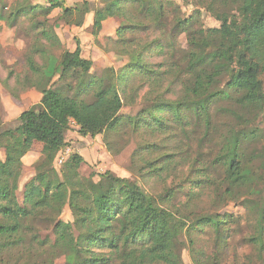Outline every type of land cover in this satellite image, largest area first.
<instances>
[{
  "label": "trees",
  "instance_id": "trees-1",
  "mask_svg": "<svg viewBox=\"0 0 264 264\" xmlns=\"http://www.w3.org/2000/svg\"><path fill=\"white\" fill-rule=\"evenodd\" d=\"M98 1L100 4L83 0L68 5L66 0L36 4L21 0L7 17L15 25L18 17L36 9H43L46 17L60 10L61 22L81 27L87 14L93 12L95 37L106 20L117 18L121 24L116 36L108 37V49L125 63L118 69L108 67L101 77H91L93 61L82 55L80 42L73 51L64 49L52 67L49 61L44 67L34 61L35 55H44L43 46L45 50H29L27 60L37 78L29 77L23 84L40 92V102L20 114L15 128H5L0 114V152L4 153L0 157V264H56L62 253L65 264H183L180 251L185 247L181 239L188 227L185 219L163 208L137 182L110 171L96 182L91 176H83L80 167L84 158L78 153L62 164V178L57 175L46 180L43 173H37L24 183L23 198H19L23 157L35 142L62 150L68 144L66 134L72 122L81 135L92 137L109 131L120 135L127 125L133 126V131L144 128L155 134L169 129L172 134L171 123L175 121L184 122L183 127L190 128L191 134L200 137L202 132L199 147L207 144L211 153H199L189 172L200 178L192 183L196 187L201 185V178H210L208 165L213 149L217 150L220 156L216 160L228 170L225 188L219 178L213 183L214 189H209L211 183L205 186L210 190L209 198L221 190L216 203L236 201L241 194L245 142L260 144L253 159L261 160L264 170V0H196L221 23L214 28L194 25L195 16L184 15L181 5L173 0ZM39 24L41 36L60 47L58 35L46 23ZM150 24L163 28L165 37L161 34L148 41L137 35L147 32ZM185 33L189 47L177 50L175 35ZM165 43L171 52L160 49ZM154 51L165 58L159 69L149 61ZM56 73L65 85L52 80ZM162 82L172 88L176 100L161 98L147 103L136 116L122 113L128 92L130 96L140 92L141 96L144 84L158 92ZM84 83L88 98L69 93L74 85L81 88ZM130 98L133 102L139 99ZM187 110L195 117L192 121H183ZM208 136L211 140L206 141ZM145 148L152 154L163 147L147 143ZM177 156L164 154L163 164L155 167V173H167L170 166L176 169ZM254 193L258 201L246 209L252 215L249 222L254 220L248 242L261 252L264 185ZM190 194L191 202L200 195L198 191ZM66 206L74 222L62 218ZM230 217L235 221L239 218ZM198 224L211 226L225 237L222 229L226 222L221 213L200 216ZM43 230H51L52 236L43 237ZM96 247L110 252H97Z\"/></svg>",
  "mask_w": 264,
  "mask_h": 264
},
{
  "label": "rangeland",
  "instance_id": "rangeland-1",
  "mask_svg": "<svg viewBox=\"0 0 264 264\" xmlns=\"http://www.w3.org/2000/svg\"><path fill=\"white\" fill-rule=\"evenodd\" d=\"M19 1L21 0H0V114L5 121V128H15L19 124L20 114L40 102V92L35 88L28 87L29 84H23L27 82V78L33 80L37 78L36 75H33L27 60L29 50H33L35 47L45 48L44 55H35L34 61L42 67L46 66L49 61V66L52 67L57 64L58 58L64 49L73 51L80 42L82 55L93 61V67L90 71L91 77H101L108 67L118 69L125 63L120 55L108 49V37L116 36V30L121 24L119 19L111 18L105 21L98 37H95L92 33L93 12L89 13L84 25L81 27L61 22L59 18L60 10H55L46 17V12L43 9H36L34 12L21 15L17 18L16 24L13 25V22L7 20V17ZM32 1L33 4H36L38 2L43 3L44 0ZM82 1L66 0L68 4ZM90 1L100 4L98 0ZM173 1L181 5L184 15L187 17L195 16L193 19L194 25L200 23L206 28L220 27L221 23L204 7L200 6L196 0ZM39 23H46L49 29H52L58 35L61 40L60 47L51 45L48 39L41 36ZM147 32H140L137 35L144 39L148 38V41L160 38L161 34L164 36V29L152 24L149 25ZM175 36L177 37L174 41L176 49L186 50L189 47L186 33ZM163 47L160 49L171 52L166 47V43L163 44ZM149 55V61L155 68L159 69V64L165 63V58L158 55V52L154 51ZM59 76L58 73L54 74L52 80H57L59 81L58 84L65 85L58 80ZM85 80L88 82L89 77ZM86 81L85 83H87ZM73 83H75V80ZM85 83L81 88L74 85L69 93L74 96L79 95L78 97L88 98L83 91ZM159 84L158 92H155L153 87L149 88V84H144L141 88V96L140 92H133L132 97H136L135 99L139 97L135 102L130 98L128 92V95L124 97L125 107L122 113L136 116L141 109L148 107L147 103H155L161 98L166 101L177 99L173 90H170L172 88H169L165 82ZM139 85L140 83L137 82V86ZM183 116L185 118L183 121L195 119L188 110L184 111ZM261 122L264 127V114L261 117ZM171 125L174 131L172 134L169 129L165 131H163L164 129L158 130L155 134L150 131L147 132L144 128L140 132L133 131L134 127L127 125L123 127L124 132L120 135L109 131L92 137L81 135L77 124L72 122L66 134L68 144L62 150L55 151L43 143L35 142L33 149L23 157L18 196L20 199L23 198L24 183L37 173H43L46 180L57 175L62 178L60 173L62 164L69 156L78 153L84 158L80 167L83 176H91L92 180L96 182L101 179V174L110 171L119 177L137 182L163 208L185 219L188 227L181 235L185 247L183 246L180 251L183 264H264V251L260 252L258 246L248 242L253 234L250 231V226L254 223V220L249 222L252 215L246 210L253 207L258 201L259 197L254 193V190L257 188L259 191V188L264 185L262 161L253 159V156L259 151L258 146L260 144L252 141L244 143L242 162L245 179L240 186L241 194H238V200L221 203L218 200L216 203L221 190L219 189L217 195H214L213 198H209V189L215 188L213 183L218 178L221 179L220 185H223L222 188H225L226 181L224 179L228 170L227 167L225 168L216 160L220 154L217 155V150L213 149L210 158L211 163L208 165V172L211 177L206 180L201 178V185L196 187L192 183L199 176H196L195 172L190 174L189 171L194 169L192 163L199 153L209 154L211 152L207 148V144L199 147L198 139L202 136L201 131L199 137V134H191L190 128H184V122L175 121ZM205 140H211V136H208ZM147 143L162 145L163 148L162 150L159 148V151L150 154L148 153L149 150L143 149ZM164 154H178L174 158L178 161L176 162L177 166H175L176 169L170 166L171 171L168 170L167 173L157 175L155 167L157 165L162 166ZM0 157H4L3 151L0 152ZM208 183L211 184L208 186L209 189H206L205 186ZM190 191H198L200 194L195 197L196 202H191L192 194H190ZM251 192L254 195L249 194ZM216 213H221L226 222L224 229H222L225 237L220 231L214 230L211 226L204 227L198 224L200 216ZM231 215H234L235 219L236 216H239L238 220L231 219ZM62 218L74 222L75 219L69 206H66ZM227 229L229 236L226 238ZM41 234L43 237L52 236L51 230H43ZM220 237H222L223 242ZM95 251L100 253L110 252L100 247H96ZM56 264H65L63 253L57 259Z\"/></svg>",
  "mask_w": 264,
  "mask_h": 264
},
{
  "label": "crops",
  "instance_id": "crops-1",
  "mask_svg": "<svg viewBox=\"0 0 264 264\" xmlns=\"http://www.w3.org/2000/svg\"><path fill=\"white\" fill-rule=\"evenodd\" d=\"M68 4V3H67ZM68 5H72V4H68ZM89 14H87V17H88ZM111 19V18H110ZM107 21V20H106ZM40 98H41V95H40Z\"/></svg>",
  "mask_w": 264,
  "mask_h": 264
}]
</instances>
